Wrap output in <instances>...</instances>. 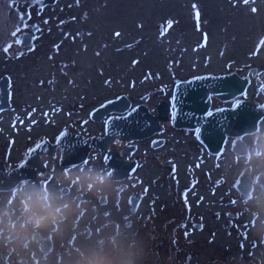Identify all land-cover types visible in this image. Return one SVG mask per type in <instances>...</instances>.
Segmentation results:
<instances>
[{"label": "rangeland", "instance_id": "374dc122", "mask_svg": "<svg viewBox=\"0 0 264 264\" xmlns=\"http://www.w3.org/2000/svg\"><path fill=\"white\" fill-rule=\"evenodd\" d=\"M26 32L35 35L34 43L21 51L19 37ZM230 72L253 78L246 98H262L264 0L247 4L244 0H59L48 6L44 0H0V82L5 76L11 79V106L0 110L1 159L10 170L27 158L28 149L44 135H56L64 128L101 131L98 123L79 120L88 119L93 109L120 95L134 101L161 89L171 95L179 81ZM1 94L0 87V98ZM221 103L217 106L234 104ZM197 147L190 141L171 148L176 161L185 156L182 177L175 180L178 184L173 182L176 177L168 175L167 165H161L162 157L144 160L142 181L137 186L138 181L129 182L131 188L120 208L112 203L95 211L90 204H65L64 198L62 204L69 206L56 232L64 254L60 249L48 256L37 254L31 258L40 260L33 264H76L80 255L93 258V264H208L225 253L264 264V192H257L246 204L235 203L236 211H246L241 209L245 206L249 211L236 218L244 234L225 228L228 216L214 220V211L224 213L236 205L227 199L217 205L213 196L200 197L201 170L212 168ZM165 155L169 156L168 150ZM101 159L95 155L91 167L72 173L92 177L79 184L91 181L95 189L111 191L106 182L94 178L105 177ZM56 160L50 165L56 177H63ZM224 162L226 175L241 168L229 154ZM250 164L253 173L264 172V157H254ZM189 182H195V187L184 200L182 190ZM37 190L31 187L32 197L26 198L34 211L43 205L42 199L33 198ZM138 191L145 197L141 211L133 214L125 202ZM75 213L84 214L81 221L91 223L95 233L72 245L67 240L72 223L64 217L72 220ZM253 214L258 216L254 223L250 222ZM205 218L207 228L201 230L197 225ZM115 221L119 229L100 230L106 227L103 223ZM101 237L110 240L102 249L97 244Z\"/></svg>", "mask_w": 264, "mask_h": 264}, {"label": "flooded vegetation", "instance_id": "af4514ba", "mask_svg": "<svg viewBox=\"0 0 264 264\" xmlns=\"http://www.w3.org/2000/svg\"><path fill=\"white\" fill-rule=\"evenodd\" d=\"M24 50H26V48H21V51ZM248 77L251 80L248 88L249 90L252 86L253 78L250 76ZM157 91L159 90H156L152 96H150V94H145L140 97L138 101L129 98L132 103L130 110L142 105L141 100L145 98L146 106L154 115H158L157 108L162 99L168 101L171 105L169 120L161 122L160 131L149 138L137 141L116 139L109 145V153L94 150L90 153L87 161L84 163L75 166H63L62 145L64 147L70 145L69 140L72 139L70 138L71 135L69 133L81 135L86 138L93 136L103 137L105 135L106 121L112 115H108L102 122H96L91 117V113L97 108L96 107L90 112L88 119H81L79 121L83 124L84 122H89L91 124L98 123V125L101 126V131L92 133L89 129L74 130L71 128H64L56 135H44L28 149V153H26L27 157L30 150L37 144L44 141L50 143L48 147L45 148L47 152L43 154L40 159L43 171L39 172L37 176L31 180L19 183L12 190L0 191V264H33L40 260L38 257L31 258L34 255L40 254L48 256L53 254L57 249H60V253L64 254V250L60 248V243L62 241L58 240L56 233L57 230L60 229L59 224L63 222V210L69 206H64L62 200L65 198V204L73 202L77 207H82L83 204H90L91 208L93 207L95 211L105 207L109 208L112 203H115L120 208L122 200H125L127 192L131 188L129 182L138 181L135 183V186L140 185V181H142L141 169L143 167V162L148 158H153L155 161L158 157H162L164 162H162L161 165H167L166 170L168 175L170 177H176L173 182L178 184V180H175L179 179L178 177L183 170L181 162L185 158V156H182V160L176 161L175 158L171 157L173 153L171 148H174L178 143L182 144V142L192 141L195 146H198L197 151L199 150L201 155H205L208 158L207 160L210 161L212 169L209 171L201 170L199 180L197 181L201 192V198L206 195L213 196L214 203H217V205H222L224 200L227 199L229 204L233 206L235 203L238 204L244 202L246 204L254 197V194L259 191L264 192V177H262L264 176V172H258L257 174L253 173L254 168L252 164H250L254 157H257L258 159L264 157V119L260 122L257 133L242 138L228 136L223 150L219 154H212L198 139L197 130L179 129L175 127L173 123L174 107L172 104V94H165L163 97H157L155 95ZM247 92L241 98L232 101L234 102L232 106L222 104L230 102H222L215 96H212V108L209 113L224 107H234L240 100L255 102L259 106L264 103V94L261 99L253 100L246 98ZM217 102H222V105L217 106ZM113 115L123 117L126 114ZM66 131L69 133L62 136ZM173 140L176 141L173 142ZM238 142L242 143V145L236 146V143ZM72 146L75 147V145ZM145 148L147 151H144ZM166 150H168L170 157L165 155ZM52 151L53 154H51ZM72 154L75 155V159L78 154V149L74 148L71 151V155ZM228 154L231 156L233 164H240L241 168L236 173H229V175H226L223 173V168L224 165H226L224 159L228 157ZM95 155H100L102 157L101 163L105 168V177L94 178L99 182H106L107 188H111V191L107 189L104 191L99 188L95 189L91 181H83V184H79L81 179L85 180L92 177H79L77 173H72V171L78 168L82 169L84 167H91V161ZM54 158H57L55 165L58 166L60 171H62L63 177H56L55 171L51 166L52 164L50 165ZM25 159L26 158L23 157L16 166ZM0 160H2L1 156ZM201 164L202 161L200 160L198 167H201ZM155 165L156 168L159 169L160 164L155 162ZM12 169H14V167L10 170ZM34 186H37L38 190L33 191L37 195L33 198L39 200L42 199L43 201L41 203L43 204L42 207L37 211L31 210L30 202H27L26 200V198L32 197L29 195L30 191L28 190ZM194 187L195 182H189L187 186H184L182 190L184 200H187L188 193ZM22 192L25 196H22ZM131 193L133 194L127 197L125 203L130 207V213L137 214L141 211L145 195L143 191ZM218 195L220 199H218ZM246 207L247 206L241 208L242 210L246 209V211L243 212L235 210L238 208L237 205L225 208L224 213L216 210L214 211L216 212L214 220H217L225 214L228 217L225 218L224 227L229 230L232 227L236 228L239 234L242 235L244 234L243 229L239 230L240 226L239 223H237L236 218L242 213L249 212ZM187 209L190 210L189 204H187ZM107 211L108 210L105 212ZM83 215L84 214L75 213L72 220L67 216L64 217V221L72 223L71 229L73 232L67 238L68 242L72 245L76 244L75 241H78V239L91 238L92 234L95 233L94 228H91V223H84L81 221ZM189 217L190 213H187L186 219H189ZM257 217V214H253L250 217V222H256ZM205 221L206 218L205 220H202L197 227L201 230L206 229L207 223ZM104 224L106 227H102L100 230L111 226H114L115 229H119L120 227V224L116 221L114 223L105 222L102 226H104ZM234 232L236 233V231ZM99 240L100 241L97 244H99L98 247L100 249L107 247L108 242L110 243L109 238L106 237H101ZM243 243L244 242H242L241 246L244 247ZM92 259L93 258L80 255L77 256L75 261L77 262L76 264H79L82 261L93 264L91 261ZM261 262L262 260L255 258H244L239 260L230 255V253H225L223 258L213 259L208 264H261Z\"/></svg>", "mask_w": 264, "mask_h": 264}, {"label": "water", "instance_id": "95a60500", "mask_svg": "<svg viewBox=\"0 0 264 264\" xmlns=\"http://www.w3.org/2000/svg\"><path fill=\"white\" fill-rule=\"evenodd\" d=\"M58 1L44 0V5H53ZM34 37L32 33L22 34L19 41L21 48L31 47ZM249 85L250 78L243 77L237 72L220 75L206 74L177 82L172 96L175 127L197 130L198 139L212 154H219L223 150L228 136L242 138L257 133L260 122L264 119V103L259 106L255 102L240 100L234 107H224L209 113L212 108V96L223 102H231L243 96ZM10 86V78L3 77L0 82L2 92L0 110L11 106ZM155 95L164 96L165 91L159 90ZM141 101L142 105L130 110L131 100L127 95H121L96 108L91 113L92 119L96 122H102L108 115H112L106 121L103 137L86 138L68 131L64 132L62 136L69 133L72 140H69V146L62 145V165H80L87 161L88 156L94 150L109 153L108 147L116 139L144 140L159 132L161 122L169 120L171 105L168 101L161 100L157 108L158 115H154L146 106V99L143 98ZM113 114L126 115L117 117ZM49 144L48 141L37 144L30 150L28 157L12 170H8L5 163L0 160V191L12 190L19 183L31 180L43 171L40 159L47 152L45 148ZM237 145H242V143L238 142ZM74 148L78 149L75 159L74 153L71 155ZM110 176L112 177L111 174Z\"/></svg>", "mask_w": 264, "mask_h": 264}, {"label": "snow or ice", "instance_id": "6c2138e0", "mask_svg": "<svg viewBox=\"0 0 264 264\" xmlns=\"http://www.w3.org/2000/svg\"><path fill=\"white\" fill-rule=\"evenodd\" d=\"M244 3L247 4L248 3V0H244ZM253 12L256 11V9H252ZM197 16H198V13H197ZM171 26V22H169V27ZM116 35L118 36L119 33H116Z\"/></svg>", "mask_w": 264, "mask_h": 264}]
</instances>
